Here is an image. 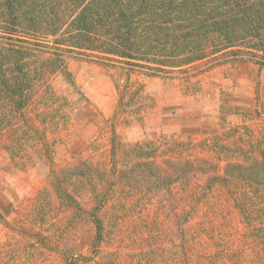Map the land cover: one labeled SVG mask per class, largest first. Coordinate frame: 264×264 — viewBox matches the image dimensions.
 <instances>
[{
    "label": "rangeland",
    "instance_id": "obj_1",
    "mask_svg": "<svg viewBox=\"0 0 264 264\" xmlns=\"http://www.w3.org/2000/svg\"><path fill=\"white\" fill-rule=\"evenodd\" d=\"M65 55L69 74L22 112L31 141L0 135V264H264V67L226 52L150 74ZM174 159L194 163L189 179ZM83 161L106 174L93 188L74 176Z\"/></svg>",
    "mask_w": 264,
    "mask_h": 264
},
{
    "label": "trees",
    "instance_id": "obj_2",
    "mask_svg": "<svg viewBox=\"0 0 264 264\" xmlns=\"http://www.w3.org/2000/svg\"><path fill=\"white\" fill-rule=\"evenodd\" d=\"M73 50L117 57L150 74L226 52L264 67V0H0V135L8 132L11 144L31 141L35 125L22 112L40 82L69 74L65 54ZM142 145L123 148L138 161L126 178L140 168ZM173 161L178 178L189 179L194 163ZM84 165H75L74 176L85 187L106 178ZM229 169L241 171L234 164ZM52 181L68 203L69 190L57 176ZM93 220L100 242L103 227Z\"/></svg>",
    "mask_w": 264,
    "mask_h": 264
}]
</instances>
